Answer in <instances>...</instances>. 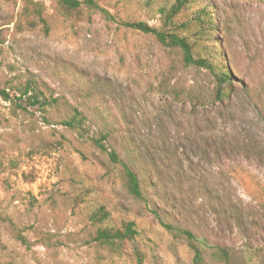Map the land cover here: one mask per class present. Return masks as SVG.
Segmentation results:
<instances>
[{
  "label": "rangeland",
  "instance_id": "1",
  "mask_svg": "<svg viewBox=\"0 0 264 264\" xmlns=\"http://www.w3.org/2000/svg\"><path fill=\"white\" fill-rule=\"evenodd\" d=\"M94 1L105 12L81 4L79 13L64 17L55 0H0V88L19 96L31 86L21 108L0 98V264H192L177 227L228 253L226 262L210 260L204 247L207 264H264V168L235 153L221 158L214 145L223 134L264 147V125L244 92L264 99V0H193L176 17L181 22L209 11L210 29L189 25L180 34L198 54L218 61L222 50L234 75L231 99L218 109L208 106L206 115L201 107L193 111L187 97L212 101L213 76L184 66L177 48L123 24L158 28L159 10L174 0ZM33 92L58 102L32 105ZM74 107L85 117L86 133L63 123ZM106 129L108 145L143 183L140 198L127 192L119 165L87 138ZM135 146L147 158L124 150ZM220 164L236 201L249 208L243 231L219 233L197 189L199 180H216ZM159 178L168 180L163 191ZM174 180L182 186L176 189ZM97 207L107 211L109 225L133 221L134 241H91L95 225L88 216Z\"/></svg>",
  "mask_w": 264,
  "mask_h": 264
},
{
  "label": "trees",
  "instance_id": "2",
  "mask_svg": "<svg viewBox=\"0 0 264 264\" xmlns=\"http://www.w3.org/2000/svg\"><path fill=\"white\" fill-rule=\"evenodd\" d=\"M55 2L60 14L64 17H70L73 14L79 13L81 4L87 8L105 12L94 0H83L82 2L78 0H55ZM192 2L193 0H174L168 8H161L159 10L161 14V26L158 28L150 26L143 21H127L123 24L144 33L152 34L157 42L163 47L177 48L181 53V61L184 66L193 65L205 69L213 76L215 87L212 93V101L204 103L197 96L188 95L187 97V102L190 104L193 111L196 110L197 107H201L202 109L204 108L202 111L206 112V115L209 110L208 106L212 105L214 109H218L225 101L231 99V95L234 94V91L230 86L233 84L234 75L223 62L224 53L222 50L219 53L220 59H218V61L214 59L213 55L209 56L206 51H202V53L198 54L194 50V43L191 42L186 35L180 34L181 31H186L189 25L191 27L196 25L200 29L204 27L206 29L211 28V15L209 11L205 9H200L194 12L185 21L179 22L176 19V17L186 10ZM32 10L38 20L45 23L41 6L35 4ZM220 60H222V62ZM29 90H31V86L26 85L21 91H19V96H15L10 95L5 88H0V98L4 101L13 103L17 108H21L19 101L22 100V96L27 95ZM244 92L249 96L251 103L257 109L258 117L264 125V99L260 96L255 97L247 88L244 89ZM27 98H31L30 104L38 105L40 107L51 106L58 102L57 98L42 100L35 92ZM73 110L74 113L72 116L68 120H64L63 123L73 128L79 129L81 127L80 129L86 133L88 129L84 125L85 117L76 107H74ZM110 131L111 129L98 131L96 136L91 135L87 138L101 153L106 154L110 162L119 165L120 177L127 192L135 198H140L142 196L143 183L138 177L133 165L124 160L113 147L108 145V140L111 136ZM214 145L221 158L235 153L236 155H241L244 160L251 157L254 158L259 166L264 168V158L260 155L263 152L264 147H260L259 144L257 149L251 148V142L248 138L238 137L236 139H227V137L222 134L214 140ZM124 150L127 154H130V156H136L140 158V160L147 158V155L141 147H129ZM162 150L164 151L163 148ZM216 175V180L212 183H203L202 180H199L197 189L203 191V195L206 199V207L207 209H212L214 221L220 226L219 233H228L234 229L243 231L250 220L249 212L246 211V209L249 208L243 203L236 201L231 190L230 181L226 178L223 164L219 165ZM155 183L159 186L158 191H163V188L167 187L168 180L159 178ZM174 183L175 188H179V186L176 185L179 183L176 181ZM168 189L169 188L166 189V192H168ZM178 203L180 204V208L185 207L183 200L180 199ZM88 217L92 224L95 225V230L91 236V241L93 242L107 246L121 245L126 242L132 243L138 234L135 223L131 220L123 221L120 226L109 225L107 223L109 215L103 207L95 208ZM165 226L170 228L168 225ZM176 230L187 240V245L193 253L192 264L208 263L203 252L204 247L210 249V260L226 262L229 259L228 253L218 245L208 243L206 241L207 237L202 236L198 238L192 231L187 229L177 227ZM132 250L138 260H140L142 255L139 250L135 246Z\"/></svg>",
  "mask_w": 264,
  "mask_h": 264
}]
</instances>
